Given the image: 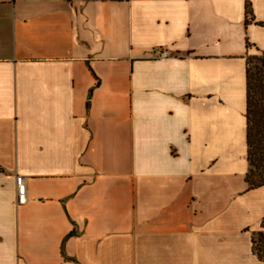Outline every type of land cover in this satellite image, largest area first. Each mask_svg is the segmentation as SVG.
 <instances>
[{"label": "crops", "instance_id": "crops-1", "mask_svg": "<svg viewBox=\"0 0 264 264\" xmlns=\"http://www.w3.org/2000/svg\"><path fill=\"white\" fill-rule=\"evenodd\" d=\"M261 22L264 0H0V264H264Z\"/></svg>", "mask_w": 264, "mask_h": 264}, {"label": "trees", "instance_id": "trees-1", "mask_svg": "<svg viewBox=\"0 0 264 264\" xmlns=\"http://www.w3.org/2000/svg\"><path fill=\"white\" fill-rule=\"evenodd\" d=\"M248 6L247 3V13ZM246 123L249 168L245 180L250 189L264 185V50L246 59ZM252 249L264 260V230L253 234Z\"/></svg>", "mask_w": 264, "mask_h": 264}, {"label": "built area", "instance_id": "built-area-1", "mask_svg": "<svg viewBox=\"0 0 264 264\" xmlns=\"http://www.w3.org/2000/svg\"><path fill=\"white\" fill-rule=\"evenodd\" d=\"M170 57V53L166 48L155 46L152 51L151 58L165 60ZM16 197L17 203L22 204L27 199L26 178L23 175H15Z\"/></svg>", "mask_w": 264, "mask_h": 264}]
</instances>
